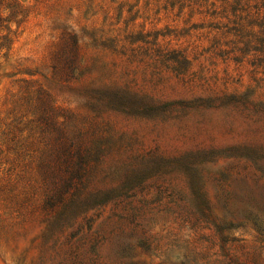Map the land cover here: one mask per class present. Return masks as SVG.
<instances>
[{"label":"rangeland","instance_id":"obj_1","mask_svg":"<svg viewBox=\"0 0 264 264\" xmlns=\"http://www.w3.org/2000/svg\"><path fill=\"white\" fill-rule=\"evenodd\" d=\"M21 2L0 59V264H264V59L240 31L264 0ZM49 100L104 146L86 194L128 198L51 211L28 149Z\"/></svg>","mask_w":264,"mask_h":264},{"label":"trees","instance_id":"obj_2","mask_svg":"<svg viewBox=\"0 0 264 264\" xmlns=\"http://www.w3.org/2000/svg\"><path fill=\"white\" fill-rule=\"evenodd\" d=\"M21 9V0H0V59L4 53L10 51L14 43L10 24L13 17L21 15ZM258 14L256 13L254 17L248 14L245 18H241L240 21H254L249 22L250 25L242 27L240 31L241 34L247 33L245 28H250L253 24L259 29L257 32L247 33L245 36L247 41L243 44L246 48L254 46L253 51L264 59V16L260 17ZM42 112V116L36 121L40 125L41 142H38L34 134L30 133L28 149L33 153L32 163H34L33 159L39 162L38 168L41 170L51 211L63 217L73 206V203L69 201L71 199L80 200L83 195L88 197L83 200L87 202L83 205L86 209H95L110 202L128 198L118 194H86L89 192L93 174L97 168L96 162L104 146L91 139V136L84 137L79 131L77 117L60 114L58 107L50 100L43 102ZM7 135L11 138L13 133L9 132ZM248 156L245 155L244 158L252 160ZM238 226H245V223L241 222Z\"/></svg>","mask_w":264,"mask_h":264}]
</instances>
